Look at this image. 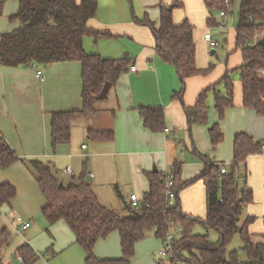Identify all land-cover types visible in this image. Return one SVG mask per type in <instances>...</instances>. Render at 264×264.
Masks as SVG:
<instances>
[{"label":"crops","instance_id":"1","mask_svg":"<svg viewBox=\"0 0 264 264\" xmlns=\"http://www.w3.org/2000/svg\"><path fill=\"white\" fill-rule=\"evenodd\" d=\"M8 1H4L2 11ZM13 1L16 3L15 11L4 20L1 11L0 36L16 28L8 22V17L18 9V1ZM174 1L182 3L183 8L173 11V22L178 25L186 19L192 26L196 66L200 69L201 57L210 49L203 36L208 33V20L213 19L203 0H137L136 4L134 0H98L95 16L87 25L93 31H106L111 36H86L83 39V49L89 55H97L107 60L128 59L127 71L120 75L107 97L96 103V114L74 124L70 141L58 145L52 152L51 114L80 111L82 108L80 63H54L41 68L45 77L43 83L35 78L30 67L0 66V140L20 159L37 160L49 165L57 180L64 186L85 182L100 205L121 217L128 215L130 195L134 194L141 200L148 191L147 174L154 171L167 173L173 165H179L181 183L193 181L179 194L181 210L185 215L203 218L206 207L205 187L200 180L195 179L205 168L204 159L221 164L227 162L230 165L235 136L246 134L254 141L262 142L263 150L261 154L249 156L244 168L240 170V174L245 175L246 186L253 194V202L243 210L242 222L246 217H254L249 233L253 240L256 235H261L262 239L264 117L242 107L241 83L239 79H235L232 82L233 106L225 110L223 119L218 124L214 123L218 125L223 136L216 149H212L209 140L208 131L214 125L210 126L207 122L210 108L204 123H188L185 109L193 108L198 96L215 85V78L223 69H217L212 75L210 73L205 77L187 79L184 92L178 96L181 84L174 67L158 56L152 33L137 22L145 17L157 28L160 6L167 7ZM232 40L233 53L238 52L241 58L240 51L235 49V30ZM214 53L215 50L211 49L210 55L213 56ZM241 64L242 59L237 68L226 70L228 75L238 72ZM130 66H134V72L129 70ZM211 92L221 97H226L227 94L226 90L223 96L216 93L215 89ZM210 93L206 102L208 107L211 105L208 103ZM214 100L215 95L213 104ZM142 107H161L166 130L153 133L145 129L138 113V109ZM201 127L206 128L207 134ZM90 131H111L112 139L94 140L89 136ZM67 167L72 169V178L65 175ZM1 185H10L16 191V196L8 204L0 206V229L5 228L10 233L2 264H10L6 253L11 246L15 229L19 234L23 233L25 239H30V247L37 253L34 264H84V251L76 244L73 233L64 222L51 224L49 226L52 228L49 229L47 226L46 233H43L46 219L42 209L46 202L35 176L22 162H17L5 170L0 169ZM18 217L30 223L26 231H20L16 221ZM11 222L14 223V230L10 229V226L13 228ZM58 224L62 227H56ZM35 226L41 230L37 231ZM57 231L63 236L59 232L56 234ZM46 235L50 241H47ZM24 244L29 245L27 241L20 242L13 254ZM70 246L76 247L67 252L66 249ZM93 254L98 260L121 258L118 234L114 232L106 239L98 240ZM139 260L134 256L131 264H142ZM144 261L145 264L169 263L157 262L146 255ZM17 262L21 263L18 259Z\"/></svg>","mask_w":264,"mask_h":264},{"label":"trees","instance_id":"2","mask_svg":"<svg viewBox=\"0 0 264 264\" xmlns=\"http://www.w3.org/2000/svg\"><path fill=\"white\" fill-rule=\"evenodd\" d=\"M5 0H0V16ZM18 9L8 17V22L16 27L0 36V66L6 68L30 67L32 64L44 68L54 63L78 62L81 65V102L80 111L55 112L50 117V149L70 141L71 130L79 121L87 120L96 114V103L105 83L111 88L121 74L127 71L128 59L107 60L97 55H89L83 49L86 36L110 37L109 32H96L88 27L89 20L95 16L98 0H17ZM229 2V5L225 4ZM233 0H203L208 13L231 11ZM183 4L174 1L169 6H160L159 26L156 28L148 18L137 21L147 27L155 39L158 56L171 64L178 76L181 96L185 82L193 77H205L210 68L200 70L196 66V50L193 41V28L184 19L175 25L172 13ZM208 26H220L214 19ZM264 31V0H240L237 25L235 28V49L241 53L242 64L237 69L242 89V107L252 110L257 116L264 117V82L259 73L264 70V47L254 44V36ZM225 72L222 82L226 97L215 95L214 109L222 120L225 110L233 106V84ZM215 85L205 89L197 98L193 108H186L185 114L190 125L202 124L206 119L208 93ZM102 98L101 100H104ZM144 128L156 133L164 129V112L161 107H142L138 109ZM212 149L223 140L217 124L209 129ZM94 140H111V131H90ZM263 143L256 142L246 134H238L233 143V160L227 174H220L219 162L205 160L203 172L195 180L205 187L206 207L203 218L185 215L181 210L180 192L191 183H181L179 165H173L172 191L175 200L169 205L162 172L147 174L148 191L140 201L138 210L128 207V215L121 217L100 205L90 186L85 182L60 185L52 168L37 160L25 161L0 140V169L10 168L22 162L35 176L39 189L45 199L42 214L48 224L64 222L75 237V242L85 254L84 264H131L136 245L143 242L149 234L162 241L175 228L181 232L174 237L171 247L172 256L168 264H264L263 242L255 243L249 233L254 217L242 213L253 202L252 190L240 174L246 159L261 154ZM203 160V159H202ZM16 196L10 185L0 186V206L8 204ZM205 230L204 234L193 233L196 227ZM218 234L214 243L208 240V232ZM117 233L122 256L119 259L98 260L93 249L98 240L106 239ZM235 235L242 241V251L246 260L239 261L236 251H228ZM10 239L5 228L0 229V264L4 250ZM15 255L21 257L22 264H34L37 253L24 244L18 247Z\"/></svg>","mask_w":264,"mask_h":264},{"label":"rangeland","instance_id":"3","mask_svg":"<svg viewBox=\"0 0 264 264\" xmlns=\"http://www.w3.org/2000/svg\"><path fill=\"white\" fill-rule=\"evenodd\" d=\"M137 0H134V4H136ZM239 3L240 0H233L232 2V7H231V11H229L227 13V17L226 18H221L219 16V12H212L211 13V17L216 21V23L218 25H220L223 28L220 27H210V26H205L206 27V31L209 32L211 38L213 41L218 43V48L214 49L215 53L214 55H210V51L211 49L208 48L207 52L201 57V61H200V69H204L207 70L210 68L209 74L212 75L217 69H223L220 72V75H218L215 78V92L216 93H220L222 94V96L225 94V87L224 84L222 82V77L224 76V73L226 70H234L235 68H237L240 65V55L238 52L233 53L234 51V46H233V32L236 28L237 25V16H238V7H239ZM16 3L13 0H9L6 5L4 10L2 11V20L6 19L5 17H7L9 14L13 13L15 11V7ZM229 79L233 82L235 79H239V73L238 72H231L229 75ZM213 97H214V93L211 92L210 96H209V101L208 103L211 104L209 105V117H208V123H210V126L213 125L214 123H219V119L217 117L216 112L214 111V104H213ZM202 130H204L206 133V128H202ZM207 134V133H206ZM183 148V147H182ZM182 148L180 150H182ZM44 164V163H43ZM226 166V169L229 168V164L227 162L222 163ZM129 194V192L127 193ZM204 213H205V207H204ZM8 220V217H7ZM46 225L44 226L43 233L45 232L46 227L51 224H48L47 221H45ZM14 224V223H13ZM12 222L11 225L13 228L10 229H15V227L13 226ZM10 225V224H9ZM61 224H58L56 227H62L60 226ZM261 225H262V221H261ZM37 231H40L41 229L37 226H35ZM17 232V230L15 229L14 232ZM177 231L178 228H175L171 231V235H173L174 237H177ZM12 234L13 236V240L11 243V246L8 247L7 249V259L9 260L10 264H22L17 262V257L13 254L14 249L16 248V246L22 241H27L30 244V239H25L24 234H19L18 232ZM59 231L56 232V234ZM52 233V232H51ZM193 233H198V234H204L205 230L201 227H196L193 231ZM16 234V236H15ZM60 235V232H59ZM60 236H63L60 235ZM208 240L212 243L216 242L218 240V234L214 231H209L208 234ZM47 237V241H50V238L48 235H46ZM255 243L257 242H263V238L261 239V235H256L254 236V240ZM70 246L67 250V252H69L70 250L74 249L76 246ZM242 241L240 239V237L238 235H235L233 237V239L231 240L229 246H228V251H236L237 252V258L239 261H245L246 260V255L245 252L242 251ZM160 250H163V246H162V242L161 241H157L155 240V238L153 237L152 234H149L146 237V240H144L143 242L139 243L135 249V258H139V262H141L142 264H145L144 261V255L146 256H150L151 258H154L157 260V262L161 261V262H166L168 261L167 259H163L161 260L158 252ZM66 252V251H65ZM66 252V253H67ZM5 253V252H4ZM40 260V259H39ZM66 264H70V262H66Z\"/></svg>","mask_w":264,"mask_h":264},{"label":"built area","instance_id":"4","mask_svg":"<svg viewBox=\"0 0 264 264\" xmlns=\"http://www.w3.org/2000/svg\"><path fill=\"white\" fill-rule=\"evenodd\" d=\"M226 5H229L228 1H225ZM219 16L221 18H226L227 14L224 12H221L219 14ZM204 40L208 43V46L210 47V49H215L218 47V43L213 41L209 32L206 33L203 36ZM264 38V31H261L259 34H257L256 36H254V44L257 43L258 40ZM30 68L34 71L35 73V78L40 82L43 83L45 81V77L43 74V71L40 67L32 64L30 66ZM130 71L134 72L135 68L134 66H130L129 68ZM259 77L260 79L264 82V70H261L259 73ZM82 148L84 149L85 146H82ZM171 171V170H170ZM167 172V173H163V181L165 183V187H166V195L168 198V203L169 205H172L174 203L175 200V194L172 191V187H173V177L171 172ZM220 174L221 175H225L227 174V169L224 165L220 166ZM65 175L67 178H72L73 177V173H72V169L71 167H67L65 169ZM140 199H138V197L134 194L129 196V208L133 209V210H138L140 207ZM17 223L19 224V229L20 231H26L29 227H30V223L28 221H24L21 217L16 218ZM181 232V229L178 228L177 234H179ZM174 240V236L171 234H168L161 242H162V246H163V250H160L158 252V255L160 258L162 259H167L169 261L170 257L172 256L171 253V247H172V242ZM18 261L21 262V257L17 256ZM178 264H185V263H178Z\"/></svg>","mask_w":264,"mask_h":264},{"label":"water","instance_id":"5","mask_svg":"<svg viewBox=\"0 0 264 264\" xmlns=\"http://www.w3.org/2000/svg\"><path fill=\"white\" fill-rule=\"evenodd\" d=\"M258 45L261 47H264V38H262L258 41ZM212 54H213V52H212ZM110 89H111V85L109 83H105L100 94L97 96V99L101 100L102 98H106ZM60 185H62V184H60Z\"/></svg>","mask_w":264,"mask_h":264}]
</instances>
